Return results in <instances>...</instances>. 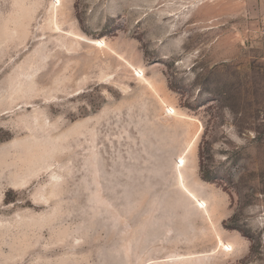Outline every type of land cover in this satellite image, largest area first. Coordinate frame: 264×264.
I'll return each mask as SVG.
<instances>
[{"label":"rangeland","instance_id":"1","mask_svg":"<svg viewBox=\"0 0 264 264\" xmlns=\"http://www.w3.org/2000/svg\"><path fill=\"white\" fill-rule=\"evenodd\" d=\"M263 28L264 0H0V264H264Z\"/></svg>","mask_w":264,"mask_h":264},{"label":"built area","instance_id":"2","mask_svg":"<svg viewBox=\"0 0 264 264\" xmlns=\"http://www.w3.org/2000/svg\"><path fill=\"white\" fill-rule=\"evenodd\" d=\"M260 44H261V47L264 49V28L261 33Z\"/></svg>","mask_w":264,"mask_h":264},{"label":"trees","instance_id":"3","mask_svg":"<svg viewBox=\"0 0 264 264\" xmlns=\"http://www.w3.org/2000/svg\"><path fill=\"white\" fill-rule=\"evenodd\" d=\"M204 178H207V176H203Z\"/></svg>","mask_w":264,"mask_h":264}]
</instances>
